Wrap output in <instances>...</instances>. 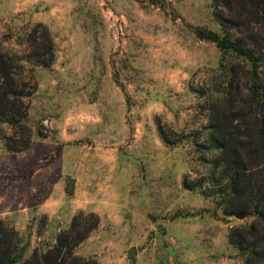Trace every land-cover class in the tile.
<instances>
[{"label":"rangeland","instance_id":"rangeland-1","mask_svg":"<svg viewBox=\"0 0 264 264\" xmlns=\"http://www.w3.org/2000/svg\"><path fill=\"white\" fill-rule=\"evenodd\" d=\"M218 9L228 14L214 0H0L4 50L30 51L37 22L54 44L53 62L33 66L29 147L0 138V217L21 258L93 212L74 252L98 264H242L228 231L253 216L223 214L215 149L199 145L222 56L197 31L220 30Z\"/></svg>","mask_w":264,"mask_h":264},{"label":"trees","instance_id":"trees-1","mask_svg":"<svg viewBox=\"0 0 264 264\" xmlns=\"http://www.w3.org/2000/svg\"><path fill=\"white\" fill-rule=\"evenodd\" d=\"M222 1L228 14L216 11L220 30L197 31L214 41L222 56L221 80L208 98L206 142L199 145L215 149L210 178L223 184L214 190L223 214L246 211L253 216L248 223L229 228V242L239 250L242 264H264V0L214 4ZM35 25L41 30L30 36V51L23 55L0 44V138L10 152L24 150L32 141L28 98L37 88L33 66H49L54 60L47 26ZM23 60L33 65H24ZM161 136L169 141L163 131ZM184 184L194 187L187 179ZM97 222L95 213L79 212L51 246L21 258L20 233L0 217V264H98L74 252Z\"/></svg>","mask_w":264,"mask_h":264},{"label":"water","instance_id":"water-1","mask_svg":"<svg viewBox=\"0 0 264 264\" xmlns=\"http://www.w3.org/2000/svg\"><path fill=\"white\" fill-rule=\"evenodd\" d=\"M72 181H73L72 177H68L66 179L68 187H71ZM246 214H247L246 211H240V212L236 213L235 215L238 217H244ZM134 251H135V247L134 246L130 247V249L128 250V256L133 258L134 257Z\"/></svg>","mask_w":264,"mask_h":264}]
</instances>
